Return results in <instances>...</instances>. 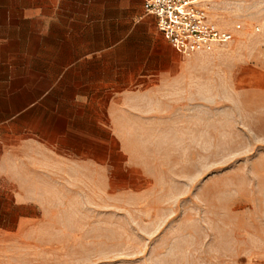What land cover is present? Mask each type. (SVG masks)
<instances>
[{
  "label": "rangeland",
  "instance_id": "rangeland-1",
  "mask_svg": "<svg viewBox=\"0 0 264 264\" xmlns=\"http://www.w3.org/2000/svg\"><path fill=\"white\" fill-rule=\"evenodd\" d=\"M231 1L213 16L232 41L181 67L153 138L125 141L140 180L77 189L63 219L2 221L0 264H264V0ZM19 32L5 69L27 60Z\"/></svg>",
  "mask_w": 264,
  "mask_h": 264
},
{
  "label": "crops",
  "instance_id": "crops-1",
  "mask_svg": "<svg viewBox=\"0 0 264 264\" xmlns=\"http://www.w3.org/2000/svg\"><path fill=\"white\" fill-rule=\"evenodd\" d=\"M145 3L0 0V42L24 27L31 40L26 62L13 52L10 69L0 52V228L65 218L83 186L140 180L125 141L162 129V93L187 60L211 54L183 56ZM232 3L217 1L213 15Z\"/></svg>",
  "mask_w": 264,
  "mask_h": 264
},
{
  "label": "built area",
  "instance_id": "built-area-1",
  "mask_svg": "<svg viewBox=\"0 0 264 264\" xmlns=\"http://www.w3.org/2000/svg\"><path fill=\"white\" fill-rule=\"evenodd\" d=\"M219 0H146L148 14L156 16L165 38L183 55L212 53L234 38L213 17Z\"/></svg>",
  "mask_w": 264,
  "mask_h": 264
}]
</instances>
